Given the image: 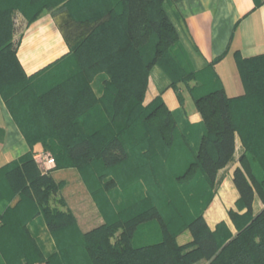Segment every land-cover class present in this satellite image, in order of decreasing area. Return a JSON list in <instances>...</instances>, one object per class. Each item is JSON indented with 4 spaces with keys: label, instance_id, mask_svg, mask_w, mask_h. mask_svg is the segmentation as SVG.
Segmentation results:
<instances>
[{
    "label": "trees",
    "instance_id": "trees-1",
    "mask_svg": "<svg viewBox=\"0 0 264 264\" xmlns=\"http://www.w3.org/2000/svg\"><path fill=\"white\" fill-rule=\"evenodd\" d=\"M70 1L26 0L23 4L0 0V93L9 105L2 78L11 68L26 88L30 87L26 81L39 74L58 71L59 78L37 95V109L53 125L52 137L65 142L68 163L56 168H76L84 181L85 170L92 168L94 180L102 184L103 189L89 185V192L104 224L79 236H67L79 227L77 216L71 209L53 205V196L66 182L41 173L33 154L28 153L0 169V174L18 171L21 192L29 205L24 211L27 216L12 210L16 225L11 233L20 248L16 256L20 264H195L202 259L208 264H264V54L237 55L244 93L229 98L222 84H215L208 72L195 71L182 51L180 59L183 55L185 63L176 58L179 32L163 6L165 0H146L156 15L94 17L93 24L104 19L84 38L71 43L65 36L70 47L65 58L28 77L13 42V9L20 8L34 20L44 10ZM133 1L120 0L114 8H131ZM155 66L166 73L176 91L179 83L194 82L191 94L205 126L197 149L179 130L161 96L144 104ZM100 74L105 80L98 95L92 82ZM178 97L183 103L182 96ZM91 121H99L100 126L93 127ZM20 129L30 145L40 142ZM237 135L243 152L233 173L240 198L239 211H229L238 229L232 235L225 224L211 230L202 210L214 196L218 171L233 158ZM54 160L59 161L56 156ZM140 189L145 195L134 193ZM116 195L121 203H114ZM255 198L263 204L257 214ZM60 204L66 205L63 198ZM37 216L43 217L56 240L57 252L49 257L27 226ZM148 223L156 226H148L149 234L158 232L159 237L140 245L143 240L137 238ZM186 230L193 240L180 245L177 236ZM61 234L66 237L60 238Z\"/></svg>",
    "mask_w": 264,
    "mask_h": 264
},
{
    "label": "crops",
    "instance_id": "crops-1",
    "mask_svg": "<svg viewBox=\"0 0 264 264\" xmlns=\"http://www.w3.org/2000/svg\"><path fill=\"white\" fill-rule=\"evenodd\" d=\"M118 1L120 0H82L83 7H79V13L82 11L86 12L84 15L89 13L135 15L131 8L125 7L117 11L114 5ZM106 5L108 8L110 6L108 13L101 10ZM163 6L179 32V46L192 68L202 74L208 72L207 75L215 84H222L229 98L242 95L244 86L236 58L238 54L243 58L264 54V0L260 4L255 0H165ZM11 19L17 57L28 77L61 61L69 54L68 41L56 25L53 11L44 10L36 19L29 20L20 8H15L11 13ZM104 80V75L100 74L92 82L98 95L102 93ZM193 84L194 82H190V85ZM180 86L183 103L179 100L176 89L171 86V79L160 67L155 66L149 77L144 104L148 105L156 97L161 96L177 119L179 130L197 149L205 126L189 86L186 83ZM242 152L243 146L237 135L233 158L218 171L214 196L202 210L208 226L213 231L219 228V225L225 224L232 235L238 232L229 211L231 209L239 211L237 201L240 194L233 182V173L240 165L239 156ZM28 153L33 154L41 173H49L57 182L65 181L67 186L72 183L70 190L62 195L68 206L71 209L75 206L76 209L84 197L81 188L78 187L82 185L80 173L73 171L75 168H56V161L48 164L47 159L54 157L47 156L48 152L42 143L30 145L27 142L0 93V169ZM40 155L42 157H39ZM69 178L71 182L68 181ZM145 192L141 189L134 191L139 195H145ZM262 208L261 201L255 198L254 214L260 212ZM245 211L246 209L241 210L240 213L243 214ZM27 226L46 257L57 252L55 237L42 216L35 217ZM148 226L155 224L148 223L143 225L142 229H147ZM158 237V232L155 235L141 233L137 240L152 241ZM192 240L193 236L189 230L177 236L180 245L190 243ZM195 264H208V261L202 259Z\"/></svg>",
    "mask_w": 264,
    "mask_h": 264
},
{
    "label": "rangeland",
    "instance_id": "rangeland-1",
    "mask_svg": "<svg viewBox=\"0 0 264 264\" xmlns=\"http://www.w3.org/2000/svg\"><path fill=\"white\" fill-rule=\"evenodd\" d=\"M19 3H23L26 0H15ZM48 2L49 0H36V2ZM146 0H134L133 4L131 5L132 13L135 15H156V11L150 5H146ZM82 0H75L70 1L68 3H62L58 4L54 7L52 10L54 13V18L56 25L60 28V30L65 34L69 42H75L81 38H84L90 31L95 28L96 25H98L100 22L103 21V19H99L96 22L91 23L90 20L94 17L99 18L101 16H109V15H90L86 14L81 11L79 7H83ZM148 6V7H147ZM118 8V7H117ZM108 9H110V6L108 8V5H106L103 9V12L108 13ZM140 9V10H139ZM118 11V9H116ZM121 9H119L120 11ZM88 12V11H87ZM85 19V20H83ZM14 40V39H13ZM14 42V41H13ZM176 52H179V56L176 55V58L180 59L181 54V47L179 46V43L175 46ZM182 60H184V63L186 59L182 55ZM180 59V60H181ZM168 65V64H166ZM168 68L170 66H167ZM170 72L172 74H175V72L172 70V68H169ZM9 71V70H8ZM57 70H52L48 73H41L38 76H36L34 79L27 82V86L30 85V87L26 88V83L24 80L20 77V75L15 71L14 69H10L9 74H6L2 78V87L4 90V93L9 97V105L7 106V109L10 111L15 123L19 126V128H22L24 130L25 135L29 136L32 140L41 139L40 142L45 146V150L48 152L47 156H56L59 161L55 162V166H58L59 164H65L68 163L65 159V142L56 136L52 137L53 125L47 124V121L45 120V115L42 114V111L39 112L37 109L38 107V101L36 100L37 95L44 91L48 84L52 83V80H56L59 77L57 76ZM181 84L179 83L178 86V94H180L183 98V94L181 93ZM190 88V91H192L191 85L187 84ZM26 91V92H25ZM192 93V92H191ZM93 124V127H98L99 121H91ZM100 126V125H99ZM61 130H64V126H59ZM49 131V132H48ZM95 132V131H94ZM89 134V132H87ZM94 134V133H93ZM38 141V140H37ZM46 156V157H47ZM76 169V168H75ZM92 168H87L85 170L86 173V180H82V185H78V187L81 188L82 193L84 195L83 200L80 201L77 204V208L74 207L72 209L73 212L77 216L78 220V228L74 230V232H70L67 234V236H79L80 232H89L90 230L104 224V219L101 216L99 210L95 206L94 200L89 192V185H91V188H99L103 189L102 184L98 185L96 183V180L93 178V172H91ZM75 172H79L77 169L73 170ZM110 174L109 176H105L104 182L108 183L110 180ZM21 178L19 176V173L16 169H9L7 171H3L0 174V246L2 247V250H0V264H20L22 261L19 260L16 257L17 253L19 252V249L17 247V243L14 242L13 234L11 233V229L13 226L16 225V222L14 217L12 216L13 211L14 213L19 214L18 211L21 210V213L23 215L27 216V213L24 212L28 209V204L25 202V196L21 190L22 182L20 181ZM69 182H71V179H68ZM21 182V183H20ZM73 182V181H72ZM98 185V186H97ZM72 186V183H69L67 186V183L64 184L62 187L60 193L57 195L55 194L53 205L54 207L60 208L62 210L71 209L66 199L63 197V193L70 190ZM75 186V184H74ZM106 187V186H105ZM109 187H106L108 190ZM116 188L112 189L114 191ZM118 189V187H117ZM194 191V188L193 190ZM216 189H214L215 193ZM116 192V191H115ZM121 192V190H120ZM195 192V191H194ZM67 193V192H66ZM24 195V196H23ZM24 198H23V197ZM63 198L66 202V205L63 206L60 204V199ZM115 199H113L114 203H121L120 199H117V195L114 196ZM259 199V198H258ZM93 203V204H92ZM94 205V206H93ZM71 209V210H72ZM13 210V211H12ZM99 212V213H98ZM26 213V214H25ZM24 216V219H25ZM27 218V217H26ZM20 221V220H18ZM240 224H243V221H240ZM19 232L16 230V233ZM142 234H147L149 232H152L149 227L141 229ZM66 237L65 234L59 235V237ZM63 237V238H64ZM25 242L27 241L24 239ZM114 240V239H113ZM140 242V241H139ZM145 242H151V241H143L140 245L144 244Z\"/></svg>",
    "mask_w": 264,
    "mask_h": 264
},
{
    "label": "built area",
    "instance_id": "built-area-1",
    "mask_svg": "<svg viewBox=\"0 0 264 264\" xmlns=\"http://www.w3.org/2000/svg\"><path fill=\"white\" fill-rule=\"evenodd\" d=\"M39 157H42V155H40ZM54 162H55L54 158H48V159H47V163H48V164H52V163H54Z\"/></svg>",
    "mask_w": 264,
    "mask_h": 264
}]
</instances>
